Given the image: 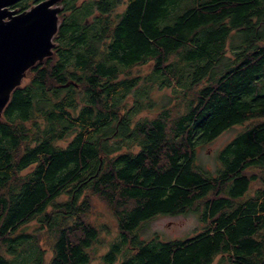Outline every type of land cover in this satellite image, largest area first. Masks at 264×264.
<instances>
[{
    "label": "trees",
    "instance_id": "trees-1",
    "mask_svg": "<svg viewBox=\"0 0 264 264\" xmlns=\"http://www.w3.org/2000/svg\"><path fill=\"white\" fill-rule=\"evenodd\" d=\"M89 1L61 0L52 55L0 115V264H44L22 231L33 220L55 233L47 264H89L99 231L84 192L117 230L100 264H264V0H125L111 17L119 0ZM149 62L144 88L190 96L135 120L149 102L126 106L142 79L125 72ZM245 123L216 174L196 164L197 147ZM190 211L203 225L191 236L141 238L155 216Z\"/></svg>",
    "mask_w": 264,
    "mask_h": 264
},
{
    "label": "rangeland",
    "instance_id": "rangeland-1",
    "mask_svg": "<svg viewBox=\"0 0 264 264\" xmlns=\"http://www.w3.org/2000/svg\"><path fill=\"white\" fill-rule=\"evenodd\" d=\"M93 1V0H90ZM89 1V2H90ZM88 2V0H87ZM61 7V3H58ZM125 5V0H119V4L114 12L110 13L111 16H115L116 13L122 11ZM60 21V20H59ZM88 22L92 21L91 17L87 19ZM152 62L141 64L131 68L129 71L132 75H137L142 80L139 84V90L132 91L129 95H127L125 99L126 106L131 107L134 103V98L141 99L143 105L148 101L149 104L145 105L144 109L135 116V120L140 119L141 117H154L159 111L162 109H168L170 111L181 112L184 108V104L186 102V98L190 96V90H186V88L175 87H161L159 88L157 83H152V88L148 91L146 88V84L144 80L146 76L150 73ZM124 76V75H123ZM26 79L22 80V84L26 83ZM142 86V87H141ZM144 86V87H143ZM148 91V95L145 96V92ZM184 92V93H183ZM188 93L189 96L184 97V94ZM247 125H236L233 126L224 132H222L218 137L212 140L209 143L203 144L202 146L197 147L196 149V164L200 166L202 169L207 171L208 173L214 175L217 172V168L219 165L217 164V154L219 150L227 144L238 132L243 130V128ZM59 145L65 146L66 141L58 142ZM136 150V148H135ZM260 185L258 183H252L249 188L247 195L252 194L255 188ZM83 196L88 198L89 209L84 216L85 220L92 225L96 226L98 229V240L94 244V248L90 249L89 256L90 261L89 264H100L101 256L107 251L109 245L118 240L117 230L115 226V222L111 216V212L109 211L108 206L104 201L99 199L97 196L90 194L88 192H84ZM65 197H61L60 200H64ZM51 208L48 209L50 211ZM59 221V220H57ZM39 222L37 220H33L28 223L22 231L34 235V237L38 238V243L42 248H44V264H47L48 260L51 256V244L54 240L53 231L42 230L39 229ZM203 227L202 223L199 221V218L196 213L193 211L188 212L185 215H158L153 219L144 224L141 229V238L145 240H149L152 238H159L160 240H172V239H182L188 236H191L195 232H198ZM26 247V245H25ZM19 251L21 248H18ZM27 252L25 253L26 256ZM32 259L31 255H28L21 260L18 264H30ZM217 258H215L212 264L217 263Z\"/></svg>",
    "mask_w": 264,
    "mask_h": 264
},
{
    "label": "water",
    "instance_id": "water-1",
    "mask_svg": "<svg viewBox=\"0 0 264 264\" xmlns=\"http://www.w3.org/2000/svg\"><path fill=\"white\" fill-rule=\"evenodd\" d=\"M22 0H0V115L26 71L53 53L61 0H41L13 8Z\"/></svg>",
    "mask_w": 264,
    "mask_h": 264
}]
</instances>
